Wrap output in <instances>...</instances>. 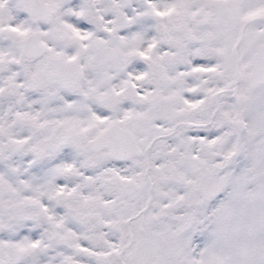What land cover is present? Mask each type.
<instances>
[{
	"label": "snow or ice",
	"instance_id": "6c2138e0",
	"mask_svg": "<svg viewBox=\"0 0 264 264\" xmlns=\"http://www.w3.org/2000/svg\"><path fill=\"white\" fill-rule=\"evenodd\" d=\"M0 264H264V0H0Z\"/></svg>",
	"mask_w": 264,
	"mask_h": 264
}]
</instances>
